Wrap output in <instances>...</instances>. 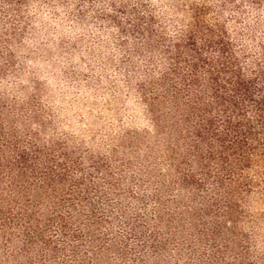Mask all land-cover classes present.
<instances>
[{"label":"trees","instance_id":"1","mask_svg":"<svg viewBox=\"0 0 264 264\" xmlns=\"http://www.w3.org/2000/svg\"><path fill=\"white\" fill-rule=\"evenodd\" d=\"M25 2L0 0V23L7 10L19 22ZM247 6L264 0H178L161 13L137 0L128 28L117 21L136 35L137 90L154 124L169 120L158 157L148 145L137 164L116 148L41 145L29 126L5 134L0 264H113L112 252L149 264L147 251L151 264H256L237 227L244 203L264 196V38L248 46L227 16L235 22ZM28 109L10 111V126L34 118ZM124 201L136 202L133 218Z\"/></svg>","mask_w":264,"mask_h":264},{"label":"rangeland","instance_id":"2","mask_svg":"<svg viewBox=\"0 0 264 264\" xmlns=\"http://www.w3.org/2000/svg\"><path fill=\"white\" fill-rule=\"evenodd\" d=\"M176 1L147 3L161 13ZM136 2L26 0L20 16H15L19 22L13 20V11L7 10L12 15L0 23V112L1 118L8 119L0 126V136L4 135L0 143L12 139L5 137L11 134V128L29 126L39 132L41 145L64 144L67 150L79 148L93 154L111 153L116 148L136 164L137 147L141 148L143 160L149 152L146 145L153 156L160 155L159 144L169 139V120L162 119L161 130L154 124L137 90L143 73H137L136 35L122 34L117 25L119 21L122 28H128L126 18H134ZM246 11L235 22L227 15L229 28L233 35L255 48L264 38V6H247ZM97 15L103 18L98 19ZM25 107H30L36 116L26 124L17 122L18 126H10L17 114L28 117L29 109L25 113L20 110ZM13 110L15 117L10 118ZM21 138L25 140L24 136ZM124 204L128 217L133 218L136 202ZM243 210L246 216L237 230L248 238L254 262L264 264V196L245 202ZM114 229L120 237L122 227L115 225ZM119 237L115 242L123 249L124 242ZM116 255L109 254L113 264H137L129 257L116 259ZM143 258L151 264L154 256L147 251Z\"/></svg>","mask_w":264,"mask_h":264}]
</instances>
